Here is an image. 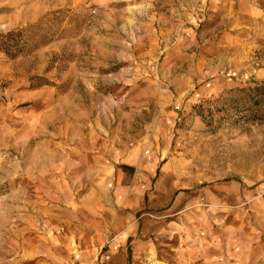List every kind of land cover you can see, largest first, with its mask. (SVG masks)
I'll return each mask as SVG.
<instances>
[{
	"label": "rangeland",
	"instance_id": "rangeland-1",
	"mask_svg": "<svg viewBox=\"0 0 264 264\" xmlns=\"http://www.w3.org/2000/svg\"><path fill=\"white\" fill-rule=\"evenodd\" d=\"M264 0H0V264H264Z\"/></svg>",
	"mask_w": 264,
	"mask_h": 264
},
{
	"label": "trees",
	"instance_id": "trees-1",
	"mask_svg": "<svg viewBox=\"0 0 264 264\" xmlns=\"http://www.w3.org/2000/svg\"><path fill=\"white\" fill-rule=\"evenodd\" d=\"M247 91L252 104H256L259 108H261V112L252 110L249 115L254 118H264V83L248 87Z\"/></svg>",
	"mask_w": 264,
	"mask_h": 264
}]
</instances>
